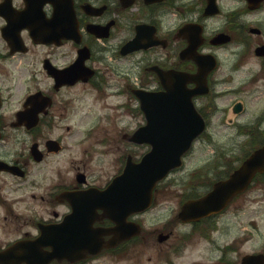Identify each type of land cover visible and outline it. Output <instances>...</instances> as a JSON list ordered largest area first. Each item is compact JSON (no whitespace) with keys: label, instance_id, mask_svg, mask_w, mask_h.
Returning <instances> with one entry per match:
<instances>
[{"label":"flooded vegetation","instance_id":"flooded-vegetation-1","mask_svg":"<svg viewBox=\"0 0 264 264\" xmlns=\"http://www.w3.org/2000/svg\"><path fill=\"white\" fill-rule=\"evenodd\" d=\"M66 4L73 8H62ZM36 27L49 30L52 40L34 37ZM220 33L228 40L217 38ZM137 37L141 46L131 49ZM230 55L228 67L224 60ZM79 61L73 74L70 68ZM159 68L181 79L202 68V93L193 98L206 123L201 141L228 133L218 141L222 147L229 141L234 147L264 144V107L244 117L247 106L239 98L245 92L264 96V0H0V264H126L138 259L147 242L177 264L197 245L202 259V238L220 228L231 207L238 217V200L253 183L219 213L188 222L179 217L185 201L202 197L250 154L226 159L224 148L218 160L188 166L186 160L158 184L153 208L162 195L178 199L164 222L145 230L149 209L128 218L110 216L118 209L105 191L128 155L141 158V147L127 151L126 139L142 145L130 140L142 123L129 132L117 113L92 110L90 98L107 110L108 100L119 98L117 111L142 115L135 90L162 89ZM186 83L198 86L196 80ZM111 149L113 174L103 157ZM202 179L213 181L202 185ZM128 221L140 223L142 232L126 239ZM242 225L226 257L253 235L248 228L254 219ZM248 253L253 252L228 263L241 264Z\"/></svg>","mask_w":264,"mask_h":264},{"label":"water","instance_id":"water-1","mask_svg":"<svg viewBox=\"0 0 264 264\" xmlns=\"http://www.w3.org/2000/svg\"><path fill=\"white\" fill-rule=\"evenodd\" d=\"M209 7L213 9L214 2ZM35 33L37 36L41 34L40 31ZM161 77L166 90H135L146 124L135 131L130 139L149 143L151 149L140 162L129 160L123 173L106 190L105 194L110 195L112 203L117 208L120 203L122 208L121 212L111 213V217L124 218L125 215L127 217L146 209L152 200L156 183L171 169L181 165L183 154L205 127L192 102V96L201 92L202 88L188 89L186 80H180L176 74L161 73ZM258 172H264V145L254 150L229 178L215 182L213 189L205 196L185 203L181 217L191 220L223 209L237 193L250 185ZM138 231L140 226L139 229L134 227L131 232ZM242 264H264V254H249L244 257Z\"/></svg>","mask_w":264,"mask_h":264},{"label":"rangeland","instance_id":"rangeland-1","mask_svg":"<svg viewBox=\"0 0 264 264\" xmlns=\"http://www.w3.org/2000/svg\"><path fill=\"white\" fill-rule=\"evenodd\" d=\"M214 21V20H213ZM230 49V48H228ZM225 49V50H228ZM224 51H221L223 53ZM224 57V54H222ZM232 55L225 58L224 64L231 65L232 62ZM257 95H252L249 92H245L241 98L246 103L247 109L244 112V117H249L253 113L259 111L261 108L264 107V96L261 98H257ZM90 98V97H89ZM232 99H234V96L231 97V99L228 100L229 104H231ZM92 101L91 105L89 107L92 108L95 112H104L108 111L110 113H117L121 117V126L126 125V128L128 131H133L140 123L145 122L144 115H138L137 117L131 116L130 114L125 113L124 110L117 111L115 109V103L122 100L119 98L112 97L110 98L109 104L110 109H102L103 103H99L94 101L90 98ZM222 104L226 103L225 100L221 101ZM85 108L82 110L79 109V112L82 113L86 110V104ZM230 127V126H226ZM218 129L217 125L213 126V131H216ZM227 130H232L228 129ZM231 133V131L229 132ZM228 133L221 134V135H213L212 139L214 142L218 144L219 140L226 139ZM245 137H238L239 141L240 139L243 140ZM214 142L209 141L206 139V136L202 138V141L199 139L196 141L194 145V149L192 152L186 157L187 160V166L193 162H197L202 159V164L206 162L207 160H218V152L222 151L224 148V152L226 156V159H236L241 157L245 151L249 150L251 147H245L242 144L237 145V147H234L235 145H232V141L228 142V147H222L220 142L219 144H215ZM226 146V145H225ZM126 147L127 151H129V147H141L140 149H137V157H140V154L145 153V151L149 148L146 144L144 145H135L130 143L126 139ZM106 161V166L110 170V173L113 174L115 171V168L112 165V158L114 157L113 149H111L107 155L103 156ZM97 158L95 160V163L97 164ZM214 160V161H215ZM159 199L160 204L157 207H154L148 213L143 217L144 222V228L145 230H150L155 225L164 222L168 215L170 214V208L174 207L176 208L178 205V199L177 197H171L169 196H160ZM241 204V206H240ZM240 207V211L238 213V217L233 216V213L235 211V207H231V209L226 213L221 219H220V228L218 227L217 230L213 234L210 235V237L202 238V259H201V248L199 245L196 248H190L188 252L185 253L183 257H180L176 260L177 264H200L202 261V264H220L219 261H221V249L223 246L229 244H232L233 238L240 234L241 227H238V225L243 224L242 226H247V221L250 219H254V225L249 226L248 231L252 233L253 235L245 244H239L240 247L237 251L231 253L229 256H227L228 262L231 260L237 261L242 253L244 252H257L264 250V181H259L258 183H255L252 189L243 197H241L238 200L237 205ZM236 220V221H235ZM236 234V235H235ZM153 241V238H151ZM154 243V242H153ZM153 243L147 242L142 245L141 252L138 255V259H128L126 264H169L168 261L165 259L164 255H159L158 252L155 250ZM151 258V259H150ZM222 264V263H221Z\"/></svg>","mask_w":264,"mask_h":264},{"label":"trees","instance_id":"trees-1","mask_svg":"<svg viewBox=\"0 0 264 264\" xmlns=\"http://www.w3.org/2000/svg\"><path fill=\"white\" fill-rule=\"evenodd\" d=\"M261 178L259 177V180H260ZM261 180H263V179H261Z\"/></svg>","mask_w":264,"mask_h":264}]
</instances>
